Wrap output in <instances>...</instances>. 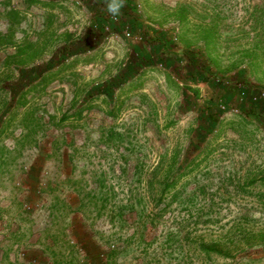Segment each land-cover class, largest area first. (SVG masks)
Masks as SVG:
<instances>
[{
	"label": "rangeland",
	"instance_id": "1",
	"mask_svg": "<svg viewBox=\"0 0 264 264\" xmlns=\"http://www.w3.org/2000/svg\"><path fill=\"white\" fill-rule=\"evenodd\" d=\"M104 9L0 0V235L53 264H264V0ZM233 228L252 260L201 253Z\"/></svg>",
	"mask_w": 264,
	"mask_h": 264
},
{
	"label": "trees",
	"instance_id": "2",
	"mask_svg": "<svg viewBox=\"0 0 264 264\" xmlns=\"http://www.w3.org/2000/svg\"><path fill=\"white\" fill-rule=\"evenodd\" d=\"M41 5L46 4V2L44 1H39L38 2ZM7 14L12 16H17L18 15V10L13 9V8H9L7 10ZM248 116H251L250 112H247ZM181 175V174H180ZM179 175H176L174 178H177ZM176 183V179H172V180H166L164 182L161 183V187L162 190H160V198H162L163 193L166 192V190H170L171 188L174 187ZM254 183H258V180H253L250 179L248 184H254ZM123 221V220H122ZM125 222V221H123ZM232 232L230 233V238H229V244L228 246L225 248V250H223V252L220 251V248L218 246H215V244H209V243H204L202 242L200 244V251L203 255H210V254H217V255H222L223 257H230V258H235L238 255L241 254L244 255L241 258H245V260H252L253 254H250L251 252H247V246H248V242H247V238H255L256 239V235L252 234L251 232L245 231V230H240L239 228H233L231 230ZM231 243V246H229ZM262 244V242H260ZM249 247H251L249 245ZM258 253V252H255ZM262 257V256H260ZM243 260V259H242ZM237 262H233V264H235Z\"/></svg>",
	"mask_w": 264,
	"mask_h": 264
},
{
	"label": "crops",
	"instance_id": "3",
	"mask_svg": "<svg viewBox=\"0 0 264 264\" xmlns=\"http://www.w3.org/2000/svg\"><path fill=\"white\" fill-rule=\"evenodd\" d=\"M2 221H0V229L2 226ZM5 235H0V257L1 264H53L49 255L44 254L41 249L36 247V242L31 248L27 247L18 242H12L5 240ZM9 243V244H8ZM4 248L8 251L4 252Z\"/></svg>",
	"mask_w": 264,
	"mask_h": 264
},
{
	"label": "clouds",
	"instance_id": "4",
	"mask_svg": "<svg viewBox=\"0 0 264 264\" xmlns=\"http://www.w3.org/2000/svg\"><path fill=\"white\" fill-rule=\"evenodd\" d=\"M106 13L115 18L120 15L121 8L123 7V0H104Z\"/></svg>",
	"mask_w": 264,
	"mask_h": 264
},
{
	"label": "built area",
	"instance_id": "5",
	"mask_svg": "<svg viewBox=\"0 0 264 264\" xmlns=\"http://www.w3.org/2000/svg\"><path fill=\"white\" fill-rule=\"evenodd\" d=\"M126 35H129V33H127ZM0 264H1V257H0Z\"/></svg>",
	"mask_w": 264,
	"mask_h": 264
}]
</instances>
